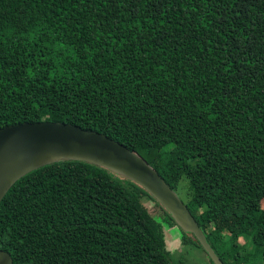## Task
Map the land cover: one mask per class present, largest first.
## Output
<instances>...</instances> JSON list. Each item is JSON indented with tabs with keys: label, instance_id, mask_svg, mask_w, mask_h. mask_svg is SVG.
Returning <instances> with one entry per match:
<instances>
[{
	"label": "trees",
	"instance_id": "16d2710c",
	"mask_svg": "<svg viewBox=\"0 0 264 264\" xmlns=\"http://www.w3.org/2000/svg\"><path fill=\"white\" fill-rule=\"evenodd\" d=\"M35 122L104 135L174 193L184 179L221 263L264 261V0H0V129ZM144 196L176 225L104 168L39 167L0 200V250L11 264H172Z\"/></svg>",
	"mask_w": 264,
	"mask_h": 264
},
{
	"label": "water",
	"instance_id": "95a60500",
	"mask_svg": "<svg viewBox=\"0 0 264 264\" xmlns=\"http://www.w3.org/2000/svg\"><path fill=\"white\" fill-rule=\"evenodd\" d=\"M59 160L87 162L147 192L183 232L190 233L213 264H222L176 194L140 158L102 134L57 122L20 123L0 129V200L25 174ZM0 264H11L0 250Z\"/></svg>",
	"mask_w": 264,
	"mask_h": 264
},
{
	"label": "rangeland",
	"instance_id": "374dc122",
	"mask_svg": "<svg viewBox=\"0 0 264 264\" xmlns=\"http://www.w3.org/2000/svg\"><path fill=\"white\" fill-rule=\"evenodd\" d=\"M125 184L126 182H122ZM186 193V181L181 179L177 185L175 191L176 196L182 202H184V195ZM142 204L146 207L151 216L161 225L163 234L164 246L172 264H211L210 258L203 251V249L194 242V240L188 235L181 232L177 225H172L168 220L165 213L149 198L143 197ZM260 207L264 206V196L262 197ZM186 240H183L182 238ZM243 238L239 239V243L242 244ZM243 252L251 254L250 244L246 245ZM254 264H264V261L260 258H254ZM213 264V263H212Z\"/></svg>",
	"mask_w": 264,
	"mask_h": 264
}]
</instances>
